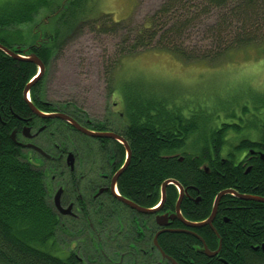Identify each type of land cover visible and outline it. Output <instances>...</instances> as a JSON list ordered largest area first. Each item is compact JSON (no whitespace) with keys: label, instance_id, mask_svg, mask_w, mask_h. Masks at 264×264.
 I'll return each mask as SVG.
<instances>
[{"label":"trees","instance_id":"obj_1","mask_svg":"<svg viewBox=\"0 0 264 264\" xmlns=\"http://www.w3.org/2000/svg\"><path fill=\"white\" fill-rule=\"evenodd\" d=\"M52 2L3 0L0 43L20 55L36 53L48 66L65 40L93 25L89 20L98 13L93 0L58 1L54 13L58 26L45 33V38L37 31L33 42H21L24 35L19 27L34 23ZM102 15L106 17L105 24L109 22L103 30L118 33L121 23L106 13L99 14ZM97 21H93L95 25ZM132 26L126 22V36L118 45L120 53L125 50L129 55L153 48L188 61L215 60L234 49L264 43V35H259L264 31V0H163L144 22ZM198 33L207 43L193 41V34ZM37 73V64L15 59L0 49V264H89L76 251L60 257L48 249L62 229L72 228L62 227L49 201L45 178L49 170L35 167L12 138L13 131L33 114L24 90ZM43 85L44 77L32 86V102L38 104ZM118 88L114 85L112 94ZM131 91L130 101L124 102L123 118L117 117L132 151L130 163L118 181L124 196L151 208L161 201L163 184L176 180L190 194L182 202V213L192 221L207 219L216 196L225 189L236 188L242 194L264 197V159L254 158V168L249 173L241 164L234 167L242 150L264 153V144L253 142L251 137L227 145L230 131L237 134L243 130L234 120H227L236 116L234 111L226 114L220 126L212 127L221 116L215 111L209 114L206 106L197 111V107L178 105L170 90L165 95ZM253 93L249 95L252 110L245 107L243 112L256 111L252 129H261L264 138V113L258 114L264 110V94ZM198 113L203 119L198 118ZM243 126L249 127L250 122ZM227 151L229 161H224L222 155ZM199 196L201 200L196 202ZM178 197L177 187L168 185L163 211L174 210ZM213 226L214 229L205 225L192 230L213 251L222 240L216 256L199 253L196 246L202 245L201 240L192 233L167 232L159 237V244L179 264H264L263 202L226 195ZM151 243L152 239L147 241Z\"/></svg>","mask_w":264,"mask_h":264},{"label":"rangeland","instance_id":"obj_2","mask_svg":"<svg viewBox=\"0 0 264 264\" xmlns=\"http://www.w3.org/2000/svg\"><path fill=\"white\" fill-rule=\"evenodd\" d=\"M2 1L0 0V4ZM53 1L50 8H45L37 15L34 23L19 27L24 35L19 39L21 42H33L37 31L41 33V38H45V33L58 26L54 18L59 6L57 2L66 0ZM162 1L93 0L98 13L91 20H98V23L95 25V22L89 20L93 25L84 27L66 39L61 50L53 56L43 76L46 100L73 103L90 118L102 120L109 115L117 118L120 113H124V102L130 101L131 90H137L141 95H147L149 91L165 95L170 90L178 105L197 107V111L206 106L209 114L218 112L221 119L212 127L220 126V123L225 121L226 114H232L234 111L236 116L227 120L230 123L234 120L243 130L237 134L230 131L227 145L237 143L243 137L259 138L260 131L252 129L256 121L253 114L256 111L245 114L243 108L252 110L253 101L249 100V95L254 94V91L264 94L263 42L258 41L249 47L234 49L219 59L209 61H188L166 50L153 48L140 49L129 54L130 56L126 55L125 50L120 53L118 45L126 36V22L133 26L140 25ZM104 13L121 23L118 33L112 34L103 30L105 25H109V22L105 24L104 15L99 16ZM100 23L102 26H98ZM15 31L13 29V32ZM259 35L263 36L264 31ZM193 41L207 43L199 33L196 36L193 34ZM114 85L119 88L112 94ZM263 113L264 110L258 112L259 115ZM197 115L201 119L204 117L199 113ZM118 122L121 123L119 120ZM249 122V127L243 126ZM65 133L67 134V131L62 134ZM72 137L78 139L74 133ZM31 155L36 156L35 153ZM72 230V234L65 233L66 230L60 231L56 242H50L48 249L60 257H66L75 250L89 264H104L105 257L101 255L99 245L103 240L99 243L93 233L86 234L87 230L84 233L77 229ZM107 232L105 236L101 235V239L105 238L107 241L104 254L110 260L120 261L123 255L113 252L116 250L114 246L120 240L109 241L110 237L107 235L116 236L115 232ZM140 247V244L134 249H128L127 246L120 251L132 250L131 252L138 256L139 264H144L147 260L142 256ZM146 250L150 251L151 247ZM125 261L133 264V259L129 256L125 257ZM154 261L160 262V258L157 256Z\"/></svg>","mask_w":264,"mask_h":264},{"label":"flooded vegetation","instance_id":"obj_3","mask_svg":"<svg viewBox=\"0 0 264 264\" xmlns=\"http://www.w3.org/2000/svg\"><path fill=\"white\" fill-rule=\"evenodd\" d=\"M30 98L32 99L31 93ZM37 102L38 104L34 102L33 104L43 114L66 115L74 119L82 127L91 131L98 133H113L122 136L123 138L120 140L115 137L90 136L74 127L68 119L62 117H44L40 114H36L31 107L30 109L33 114L29 118L23 120L24 122H22L23 125L20 129H15L17 131L15 142L23 148L27 159L38 169L45 171L49 170L45 177L49 201L60 217V220H62V227L70 226L73 229L80 230L81 233H84V231L87 230L86 234L93 233L99 243L100 240H103L99 245L102 252L101 255L105 257L104 264H124V262L125 264H129L125 261L126 256L133 259L131 263L139 264L136 253H132V250H128L134 249L139 244L141 245L140 250H142V256L147 260L144 264H174L171 260L164 257L154 244L155 237L160 230L167 229L166 232H163L158 236V243L159 237L167 232L192 233L197 235L192 229L200 228L205 225H210V227L214 229L213 223L218 215L219 205L224 196L232 195L240 199H243L241 196H253L242 194L236 188L225 189L230 190V192L221 198L217 208V214L212 224L192 226L187 225V223L200 224L205 222L210 216L203 221H192L184 216L182 213V202L185 197L189 198L190 194L187 189L177 181L183 188L180 216H182L184 221L177 217L173 220L169 219V225L160 226L158 223L159 217L166 214L169 216L172 214L177 215V203L181 195L180 187L173 183L170 184L177 187L179 194L175 209L170 212L163 211L167 199V190L165 202L161 204L162 201H160L158 205L151 208L143 207L121 193L118 187V181L121 175L116 182L114 181L116 174L126 161V143L129 147L130 144L123 132V126L121 128V123L118 122V119L112 115L106 116L102 120L92 119L87 113L73 103H55L48 101L44 96V88L42 96H37ZM119 115L121 117L124 116L122 113ZM27 128L31 129L30 132H26ZM257 130L260 131L261 129ZM63 131H67V134L65 133L63 135ZM73 133L78 139L72 137ZM255 138L253 137L251 140L260 145L264 144L262 134L259 138ZM124 141H126V143ZM239 141H241V139ZM43 143L47 145L45 146ZM30 144L42 149L48 154V156L40 152L38 149L29 146ZM31 152L35 153L36 156L31 155ZM70 154H72V157H70ZM222 156H224L222 157V160L229 161L226 157L228 156V151ZM258 156L264 159V153L262 150H242L236 156V160L233 163L234 167L241 164L246 168L245 172L249 173L254 168V158H257ZM208 169L210 171V168ZM117 196H122L143 208L158 209L153 213H145L132 207ZM253 197L264 198L260 196ZM200 200V196L195 199L196 202ZM224 219L227 220L226 218ZM106 231H108L107 233L115 232L116 237L112 234L110 236L107 235V237H110L109 241L116 242L118 239L120 240L118 244L114 246L116 250H113V252H118L123 255L121 256L120 261L110 260L104 254L107 241L105 238L101 239V235L103 234L105 236ZM64 232L72 234L71 232H73V230H66ZM217 235L219 234L217 233ZM197 236L201 240L202 245L196 246V250L199 253L207 255L205 252V246L208 248L209 246L207 245L206 240L199 235ZM151 239L152 243L147 244V241ZM121 242H123L124 245ZM220 245L222 247V240H220ZM127 246V250L124 252L120 251ZM147 247H151V250H146ZM209 250L211 252L217 251H213L211 248H209ZM76 253L79 255L77 251ZM165 254L179 264L172 256L168 255L166 252ZM157 256L160 258V262H153Z\"/></svg>","mask_w":264,"mask_h":264},{"label":"water","instance_id":"obj_4","mask_svg":"<svg viewBox=\"0 0 264 264\" xmlns=\"http://www.w3.org/2000/svg\"><path fill=\"white\" fill-rule=\"evenodd\" d=\"M0 49H1L2 51H4L5 53L9 54L10 56L14 57L15 59H20V60H23V61H28V62H32V63L37 64V66H38V73H37V75L35 76V78L32 79V80L29 82V84L27 85V87H26L25 90H24V97H25V99L27 100V102H28L29 106L31 107V109H32L36 114H40L41 116H44V117H62V118L68 119V120L74 125V127L78 128L79 130H81L82 132H84V133H86V134H88V135H90V136H96V137H115V138H118V139H120V140L123 139L122 136H119V135H117V134H113V133H98V132L91 131V130H89V129H87V128L82 127V126L79 125L74 119H72V118H70V117H68V116H66V115H62V114H49V115H46V114H43L42 112H40V111L34 106L33 102L30 100L29 95H30V90H31L32 86H33L38 80H40V78H42V77L44 76V73H45V71H46V65H45V63L42 61V59H41L36 53H33V52L28 53L27 55H20V54L14 52L12 49L6 47L5 45H3V44H1V43H0ZM30 130H31L30 128H27V129H26V132H30ZM16 132H17V131L14 130L13 133H12V138H13L14 140H15V137H16ZM30 136H31V135H30ZM124 142L126 143V141H124ZM29 146L38 149L40 152H42L43 154H45V155L48 156L47 153H45L42 149L36 147L35 145L30 144ZM126 146H127V156H126V161H125V164L123 165V167H122V168L118 171V173L116 174V176H115V181H114V182L117 181L118 177H119V176H120V175H121V174L127 169L128 165H129V163H130L131 156H132V151H131L130 147L127 145V143H126ZM70 157H72V154H70ZM172 183L178 185V186L180 187V190H181V195H180V198H179L178 203H177V215L172 214V215L169 216V215L166 214V215H164V216H162V217H159V218H158V223H159L160 226H167V225H169V222H168L169 219L173 220V219H176L177 217H178L179 219H181L182 221H184V219L182 218V216H180V205H181V202H182V196H183V192H182V191H183V188H182V186H181L176 180H172V179H171V180H167V181L163 184V186H162V198H161L162 203H161V204H163V203L165 202L167 187H168V185H170V184H172ZM229 192H230V190H225V191H222L221 193L218 194V196H217L216 199H215V203H214L213 211H212L210 217H209L205 222H202V223H200V224H197V223H190V224H188V223H187V225H192V226H202V225H204V224H212V222H213V220H214V218H215V216H216V214H217V208H218V205H219V202H220L221 198H222L225 194H227V193H229ZM117 197H119L121 200L125 201L126 203H128V204L131 205L132 207H134V208H136V209H138V210H140V211H142V212H145V213H153V212H155V211L158 209V208H156V209H147V208H143V207H140V206L134 204L132 201H130V200H128V199H126V198H124V197H122V196H117ZM241 197H242L243 199H252V200H257V201L264 202V198L253 197V196H241ZM166 231H167V229H163V230H160V231L157 233V235H156V237H155V240H154V244H155V246L159 249V251L162 253V255H163L164 257H166V258H168L169 260H171L174 264H177L176 261H174L171 257H169V256H167V255L165 254V252L161 249V247H160V245H159V243H158V240H157L158 236H159L161 233L166 232ZM220 249H221V245H220V247H219V249H218L217 251H215V252H211V251L209 250V248H208L207 246H205V252H206V254L209 255V256H213V255L218 254L219 251H220ZM263 249H264V246H263Z\"/></svg>","mask_w":264,"mask_h":264}]
</instances>
